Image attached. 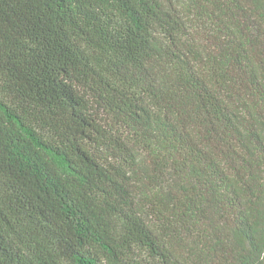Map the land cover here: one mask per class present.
<instances>
[{"label":"trees","instance_id":"1","mask_svg":"<svg viewBox=\"0 0 264 264\" xmlns=\"http://www.w3.org/2000/svg\"><path fill=\"white\" fill-rule=\"evenodd\" d=\"M0 264H264V0H0Z\"/></svg>","mask_w":264,"mask_h":264}]
</instances>
